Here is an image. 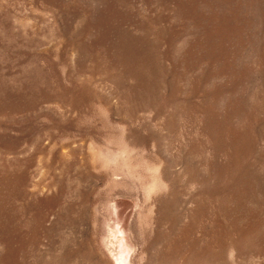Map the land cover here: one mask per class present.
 Wrapping results in <instances>:
<instances>
[{
  "label": "rangeland",
  "instance_id": "obj_1",
  "mask_svg": "<svg viewBox=\"0 0 264 264\" xmlns=\"http://www.w3.org/2000/svg\"><path fill=\"white\" fill-rule=\"evenodd\" d=\"M0 264H264V0H0Z\"/></svg>",
  "mask_w": 264,
  "mask_h": 264
}]
</instances>
